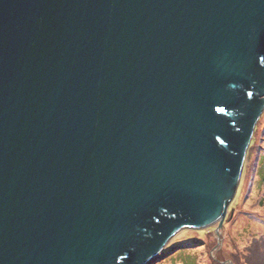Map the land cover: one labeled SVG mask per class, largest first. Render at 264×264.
Masks as SVG:
<instances>
[{
  "label": "water",
  "instance_id": "95a60500",
  "mask_svg": "<svg viewBox=\"0 0 264 264\" xmlns=\"http://www.w3.org/2000/svg\"><path fill=\"white\" fill-rule=\"evenodd\" d=\"M263 111L264 0H0V264L223 227Z\"/></svg>",
  "mask_w": 264,
  "mask_h": 264
},
{
  "label": "rangeland",
  "instance_id": "374dc122",
  "mask_svg": "<svg viewBox=\"0 0 264 264\" xmlns=\"http://www.w3.org/2000/svg\"><path fill=\"white\" fill-rule=\"evenodd\" d=\"M258 123L261 129L258 133H254L253 141L257 139V136L260 138V141L262 142L261 147L263 148L262 155H264V128L262 127V124L264 125V115L261 116ZM256 144V142H251L248 148L243 175L238 186L234 202H232L233 204L230 208L235 209L236 211L234 221L221 228H219V223H215L202 229L185 228L179 230L172 237V239H169L167 244H170L169 247H172L173 244L175 245L176 243L184 244V242H187L189 239H191L189 241L193 243L194 238H196L198 245L195 252L191 251L190 255L192 256H189V253H184L174 259L170 258L166 264H204V261L208 262L207 256L212 255V257H214L219 250H221V252L225 255L231 256L232 252L236 249L235 242H237L241 248H245L250 241V235L260 231V225L258 223L256 224V220L258 217L263 216L261 209L254 206L252 203H248L247 205L241 203V200L247 194L245 191L248 185L245 186V176L248 175V165L256 154ZM239 195L240 197L238 198ZM228 213L229 217L231 212L229 211ZM178 250L179 249H177V251ZM184 250H187V248Z\"/></svg>",
  "mask_w": 264,
  "mask_h": 264
},
{
  "label": "trees",
  "instance_id": "16d2710c",
  "mask_svg": "<svg viewBox=\"0 0 264 264\" xmlns=\"http://www.w3.org/2000/svg\"><path fill=\"white\" fill-rule=\"evenodd\" d=\"M261 144L262 142L258 143V146L255 148L256 154L250 161L249 176L246 183L248 186L245 191L247 194L241 200V203L244 205L252 203L263 212V216L258 217L256 220V224L258 223L260 225V231L250 235V241L245 248H241V246L235 242L236 249L232 252L231 256H227L219 250L216 256H207L208 262L204 261V264H264V155H262L263 148ZM252 174H255L254 178L250 179ZM235 217L236 211L232 218H228L225 221L224 226L231 224ZM189 240L184 242V244H173L172 247H168L162 251L147 264H166L170 258L174 259L184 253H189L188 255L192 256L190 253L191 251L195 252L198 242L196 238H194V244ZM185 248H187V250H184ZM177 249L179 250L177 251Z\"/></svg>",
  "mask_w": 264,
  "mask_h": 264
},
{
  "label": "clouds",
  "instance_id": "9594fccd",
  "mask_svg": "<svg viewBox=\"0 0 264 264\" xmlns=\"http://www.w3.org/2000/svg\"><path fill=\"white\" fill-rule=\"evenodd\" d=\"M257 124V123H256ZM247 152H248V150H247ZM246 157H247V154H246ZM245 161H246V159H245ZM244 165H245V163H244ZM243 170H244V167H243ZM243 170H242V174H243ZM242 177V176H241ZM241 181V180H240ZM240 184V183H239Z\"/></svg>",
  "mask_w": 264,
  "mask_h": 264
},
{
  "label": "flooded vegetation",
  "instance_id": "af4514ba",
  "mask_svg": "<svg viewBox=\"0 0 264 264\" xmlns=\"http://www.w3.org/2000/svg\"><path fill=\"white\" fill-rule=\"evenodd\" d=\"M255 132L258 133V132H259L258 129H256ZM256 135H257V134H256Z\"/></svg>",
  "mask_w": 264,
  "mask_h": 264
},
{
  "label": "bare ground",
  "instance_id": "6f19581e",
  "mask_svg": "<svg viewBox=\"0 0 264 264\" xmlns=\"http://www.w3.org/2000/svg\"><path fill=\"white\" fill-rule=\"evenodd\" d=\"M252 140V139H251ZM216 223H219V222H216Z\"/></svg>",
  "mask_w": 264,
  "mask_h": 264
}]
</instances>
